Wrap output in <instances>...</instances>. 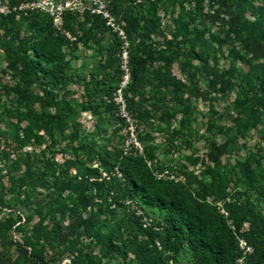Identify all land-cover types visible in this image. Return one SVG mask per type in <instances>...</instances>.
<instances>
[{"label": "rangeland", "instance_id": "374dc122", "mask_svg": "<svg viewBox=\"0 0 264 264\" xmlns=\"http://www.w3.org/2000/svg\"><path fill=\"white\" fill-rule=\"evenodd\" d=\"M15 1L0 0V264H19L21 248L29 243L37 244L47 259H59L58 264H140L136 251L144 253L145 264H194L187 247L170 260L172 253L132 224L122 206L113 205L114 217L92 224L91 213L104 195L99 184L110 176L98 156L108 152L115 173L118 153H152L156 175L183 184L200 200L231 206L221 214L238 242L246 241L249 224L242 207L254 206L264 219V176L261 183L250 184L240 171L242 164L256 174L264 170V107L255 99L264 89V39L234 34L228 12L246 3L245 19L254 22L264 12V0H70L78 21L86 22L89 15L99 17V23L95 31L87 24L85 33H69L76 43L64 49L71 77L45 101L54 137L38 132L27 114L29 107L44 112L37 99L44 96L48 79L38 71L31 84L23 73L11 74L1 48L8 41L17 50V33L20 39L30 34L28 21L20 18L28 1L14 7ZM14 10L15 22L6 18ZM149 12L157 13L161 31L145 36L143 48L162 80L133 92L130 38L139 43L137 19ZM117 40L123 44V77L113 94L115 105L93 114L82 108L84 83ZM249 77L256 86L242 91ZM126 92L135 102L132 109ZM57 103L72 109L62 133L52 118ZM211 185L215 195L209 193Z\"/></svg>", "mask_w": 264, "mask_h": 264}, {"label": "trees", "instance_id": "16d2710c", "mask_svg": "<svg viewBox=\"0 0 264 264\" xmlns=\"http://www.w3.org/2000/svg\"><path fill=\"white\" fill-rule=\"evenodd\" d=\"M26 1L31 2L32 0ZM23 2L25 0H16L13 6L19 7ZM246 10L247 4L240 3L235 11L228 12L230 28L239 37L242 34H251L255 39L263 40L264 33L261 31L264 30V12L256 14L255 21L250 22L245 19ZM23 13L20 18L28 21L27 27L30 34L20 39V34L17 33L19 39L17 50L8 41L3 42L1 48L5 50L8 57V69L11 74L13 72L23 73L24 79H29L31 84L35 83L32 74L38 71H42L48 79L46 86H42L44 96L37 99L44 112L39 113L29 107L27 114L31 125H34L38 132L45 131L54 137L52 129L48 127L47 119L50 113L45 101L50 93L67 86L71 77V68L66 60L64 49L76 43L70 42L66 35L56 31L49 14L31 10H25ZM16 17L17 12L14 10L6 18L15 22ZM78 18L77 14L71 12L64 15V30L74 37H77L80 31L85 33L87 24L91 25L89 31L97 29L99 17L88 15L85 18L86 22H80ZM137 25L138 31L141 32V39L138 44H135L130 38L131 47L128 52L129 90L133 92L142 90L154 79L162 80V76L152 70L147 52L143 48L145 36L157 35L161 31V20L156 12H149L137 19ZM122 45V42L117 40L114 45L107 48L104 53L102 52L103 64L100 63L96 73L90 74L89 80L84 83L86 95V102L82 106L84 110L98 114L100 107L106 105L111 111L115 105L113 94L123 77ZM255 86V78L249 77L246 78L244 84L240 85V89L244 91ZM105 96L112 105L107 103ZM124 97L127 108L132 109L135 104L133 98H129L127 92ZM255 99L256 104L264 107V89L256 94ZM53 105L58 113L52 116L55 121L54 127L62 133L64 122L70 117L72 109L68 108L65 103ZM98 159L106 167L110 176L103 178L99 184L100 191L104 195L100 198V202L95 204L94 212L91 213L90 219L93 225L101 221L102 217H114L117 210L113 205H119L124 208L132 224L150 236L153 241L158 238L156 242L158 247L163 245L172 253L169 256L170 260L177 258L184 247L189 249L194 264H237V260L243 256L238 238L229 226L227 218L221 214V210L230 211L231 206L225 204L220 208L208 202L206 198L200 200L188 192L183 184L156 175L150 166V162L155 159L152 153L147 154L146 157L118 153L116 155L118 173H115L114 165L109 167L110 152L99 155ZM240 171L250 184L262 182L264 170H258L256 174L247 164H242ZM119 174L121 177L118 176ZM214 187V185L210 186V195H215ZM128 201H131L136 208L131 205L127 206ZM84 208H87V203ZM139 208L143 209V211L140 210L142 215H137ZM149 209L158 212L162 218L160 220L153 218L147 211ZM242 209L244 211L243 221L249 224V230L245 232L244 238L247 244L255 249L253 254L246 256L245 261L247 264H264V219L254 206L245 205ZM144 218L152 221L151 227L144 228ZM29 247L31 248L30 253ZM21 249H24L21 252L24 256L22 255L21 260H18L19 264L22 263V259L23 263L33 261L37 264H58L59 262V259L54 257L47 259L44 251L37 244L29 243ZM135 256L142 260L140 264L146 263L143 258L144 253L136 251ZM74 263L76 264L75 261Z\"/></svg>", "mask_w": 264, "mask_h": 264}, {"label": "built area", "instance_id": "2783aa9c", "mask_svg": "<svg viewBox=\"0 0 264 264\" xmlns=\"http://www.w3.org/2000/svg\"><path fill=\"white\" fill-rule=\"evenodd\" d=\"M21 9L39 11L42 13L49 14L52 17L54 27L57 32L66 35L69 40H73L71 35L64 30V15L67 12L75 14L76 8L72 7V2L70 0H32L27 4L22 5ZM126 59V57H124ZM128 205L134 207L131 201L127 202ZM137 215H142L140 210L137 211ZM144 228H149L152 226V221L150 219H143ZM240 249L243 252V256L240 258V263H245V258L248 254H251V247L244 240H239Z\"/></svg>", "mask_w": 264, "mask_h": 264}]
</instances>
